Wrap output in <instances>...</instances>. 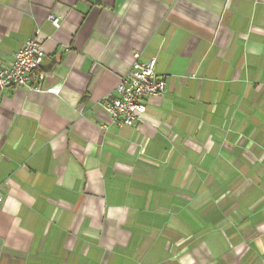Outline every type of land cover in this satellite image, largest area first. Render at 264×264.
Masks as SVG:
<instances>
[{
    "label": "crops",
    "instance_id": "crops-1",
    "mask_svg": "<svg viewBox=\"0 0 264 264\" xmlns=\"http://www.w3.org/2000/svg\"><path fill=\"white\" fill-rule=\"evenodd\" d=\"M32 37L44 85L0 91V264H264V0H0V68ZM151 58L166 92L120 126L102 98Z\"/></svg>",
    "mask_w": 264,
    "mask_h": 264
},
{
    "label": "built area",
    "instance_id": "built-area-1",
    "mask_svg": "<svg viewBox=\"0 0 264 264\" xmlns=\"http://www.w3.org/2000/svg\"><path fill=\"white\" fill-rule=\"evenodd\" d=\"M49 19L55 26H60L59 17L50 14ZM44 57L40 41L35 37L29 38L16 51L10 65L0 68V91L11 87L41 89L47 77L42 68ZM156 64V58L135 61L132 69L121 77L115 93L102 98V107L113 122L131 126L142 121L147 111V98L166 92L167 78L157 73ZM3 201L4 195L0 190V205Z\"/></svg>",
    "mask_w": 264,
    "mask_h": 264
}]
</instances>
